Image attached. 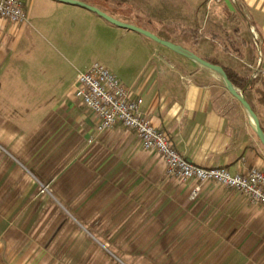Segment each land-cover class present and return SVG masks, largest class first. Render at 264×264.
Masks as SVG:
<instances>
[{
  "label": "crops",
  "instance_id": "0c3cea01",
  "mask_svg": "<svg viewBox=\"0 0 264 264\" xmlns=\"http://www.w3.org/2000/svg\"><path fill=\"white\" fill-rule=\"evenodd\" d=\"M78 1L118 8L133 25L168 35L200 57L204 40L217 43L231 29L248 34L261 56L240 62L253 79L260 71L248 97L264 130L256 92H264V0H181L180 10L161 8L163 15L147 24L133 15L135 7ZM36 3L111 24L80 6ZM24 24L0 19V264H264V208L210 182L191 199L196 183L169 177L162 158L145 150L134 131L116 124L98 132L95 115L74 95L78 71L94 61L68 68L57 57L47 63L16 57L31 33L23 27L15 36ZM119 30L132 40L126 69L102 64L143 99L144 114L179 153L231 174L264 170L253 122L216 73ZM182 31L196 32L201 42ZM32 65L39 71L31 72ZM68 71L71 90L64 87Z\"/></svg>",
  "mask_w": 264,
  "mask_h": 264
},
{
  "label": "rangeland",
  "instance_id": "374dc122",
  "mask_svg": "<svg viewBox=\"0 0 264 264\" xmlns=\"http://www.w3.org/2000/svg\"><path fill=\"white\" fill-rule=\"evenodd\" d=\"M36 2L37 0H27L26 8L28 21L24 26H19L15 29V36L18 35V29L23 27L31 32L22 42L21 51L16 57H28L35 60L43 59L46 63L48 60H53L57 57L61 59L68 68H74L76 65L85 62L89 65L94 61L101 64L107 63L110 67L112 66V68L118 67L117 72L125 71L128 61L127 57L128 54H130V51L126 50V46L127 43L132 42V40L126 38L121 39L123 33L119 30L121 28H116L107 23L103 24L100 20L92 22L74 15L65 16L64 13L57 10L55 7H50L49 4L40 5ZM182 3L183 1L181 0H129L128 2V4H132V6L135 7L133 15L138 16L145 24H147L146 21L148 19H155L158 15L159 17L162 16L163 8L168 10H180L182 8ZM116 4L117 2L115 0L111 1V6ZM158 6L159 8H157ZM70 29H72V31ZM63 30H65V32ZM244 38L249 39V35L243 33L238 37L234 34V30L231 29V33L225 34L221 41H219V39L216 40L217 43L213 42L211 38L209 40H204L201 50L197 52L205 57H216L228 66L234 65L236 61L240 62L242 59L247 60L248 58H256L257 55L260 57L261 52L257 47H255L256 49L253 47V49L250 50V48L243 45ZM210 41H212L211 44L208 43ZM213 44L217 46V49L213 48ZM53 67L54 66L47 67L48 74L54 71ZM30 69L31 72L39 71L38 65H32ZM78 72L80 73L81 71L79 70ZM65 78L66 80L64 82L67 83L68 80L69 82L65 84L64 87L71 90L70 85L73 72L68 71ZM150 152L157 153L156 151ZM235 192L247 199L245 195L237 191ZM255 207L264 208V206Z\"/></svg>",
  "mask_w": 264,
  "mask_h": 264
},
{
  "label": "built area",
  "instance_id": "2783aa9c",
  "mask_svg": "<svg viewBox=\"0 0 264 264\" xmlns=\"http://www.w3.org/2000/svg\"><path fill=\"white\" fill-rule=\"evenodd\" d=\"M220 2V0H212ZM0 19L14 25L28 21L25 0H0ZM255 40L257 35L254 34ZM259 71L254 73L257 77ZM74 95L97 119L98 132L116 124L136 133L147 151H156L166 165V173L182 184L194 181L191 199L198 197L201 185L215 182L245 195L251 205L264 206V170L252 168L246 174H231L224 167L204 168L187 160L174 147L171 139L158 129L142 110L143 99L134 97L132 90L106 66L92 63L76 79Z\"/></svg>",
  "mask_w": 264,
  "mask_h": 264
},
{
  "label": "water",
  "instance_id": "95a60500",
  "mask_svg": "<svg viewBox=\"0 0 264 264\" xmlns=\"http://www.w3.org/2000/svg\"><path fill=\"white\" fill-rule=\"evenodd\" d=\"M54 1H58V2H62V3L76 5V6L86 8L89 11L97 14L99 17L106 20L107 22H109V23H111V24H113L119 28L139 33V34L151 39L152 41L170 49L171 51H173V52H175V53H177V54H179V55H181V56L199 64V65H201L202 67H204L206 69L213 71L214 73H216L220 77V79H221L224 87L226 88V90L235 99H237L239 101V103L242 105V107L244 108V110L246 111L248 116L250 117L251 121L253 122L256 135L259 138L262 145L264 146V130L261 127V123H260V120H259L256 112L253 110V108L251 107L249 102L246 100L243 92L241 90H239L238 88H236L234 86V84L230 81L227 73L225 72V70L222 66L212 64V63L204 60L200 56L196 55L192 51L182 47L181 45L163 40L148 30H145L141 27H138V26H135V25H132L129 23L122 22L118 19H115V18L111 17L110 15H108L107 13L101 11L99 8H97L95 6L88 5V4H86L82 1H78V0H54Z\"/></svg>",
  "mask_w": 264,
  "mask_h": 264
},
{
  "label": "trees",
  "instance_id": "16d2710c",
  "mask_svg": "<svg viewBox=\"0 0 264 264\" xmlns=\"http://www.w3.org/2000/svg\"><path fill=\"white\" fill-rule=\"evenodd\" d=\"M106 1L107 0H105L104 2L106 3ZM115 1L117 2V4L125 5V6L131 7V8L134 7V6H132V4H128L129 0H115ZM93 6H97L101 11L107 13L108 15H110L111 17H113L115 19H118V20H120L122 22L129 23V24L133 25V22L131 21L130 17L129 16L127 17V16L123 15L124 13H122V11L119 10L118 8H112V7L108 8L105 5H95V4ZM134 25L138 26V27H141V25L139 26L138 24H134ZM164 28L170 30L171 32H175L174 29L170 28L168 25L164 24ZM181 35H185V36L191 37V39H195L197 42H199V41L201 42V39L199 38V36H198V34L196 32H193V31H182ZM159 37L161 39H163V40H166V41H169V42L177 44L168 35H165L163 37L159 36ZM243 44L245 46H247L248 48H250V50H251V43H250V41H248L247 38L243 39ZM193 53H195V52H193ZM196 55H198V54H196ZM201 58H203L204 60H206V61H208V62H210L212 64H216V65L222 66L224 68L225 72L227 73L228 78L230 79V81L234 84V86L236 88L240 89L243 92L246 100L249 102V104L251 105V107L254 110V107L251 104L248 95H249L250 92H252V90L254 88V84L257 81V77H255L254 79L252 78L251 71H250L249 68H247L242 62H239L236 66H226L222 61H220L216 57H201ZM256 92L259 95L258 101L264 105V92L260 91V90H256Z\"/></svg>",
  "mask_w": 264,
  "mask_h": 264
}]
</instances>
